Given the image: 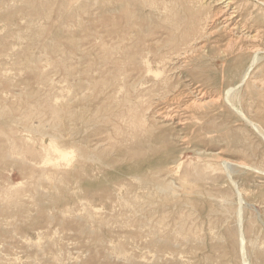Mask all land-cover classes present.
<instances>
[{
    "label": "rangeland",
    "instance_id": "obj_1",
    "mask_svg": "<svg viewBox=\"0 0 264 264\" xmlns=\"http://www.w3.org/2000/svg\"><path fill=\"white\" fill-rule=\"evenodd\" d=\"M179 1L0 0V264H264V0Z\"/></svg>",
    "mask_w": 264,
    "mask_h": 264
},
{
    "label": "bare ground",
    "instance_id": "obj_2",
    "mask_svg": "<svg viewBox=\"0 0 264 264\" xmlns=\"http://www.w3.org/2000/svg\"><path fill=\"white\" fill-rule=\"evenodd\" d=\"M78 1V0H77ZM98 0H96V2H97ZM177 1V0H176ZM179 1V0H178ZM184 2H188L189 3V5L191 6L190 7V10H191V14H189V18H187V27H190L191 29H189L190 30V32H189V30H187V32L186 33H183V35H182V37H180V38H182L183 40L184 39H186V38H189V39H191L192 37H194L195 36V33H193V30L194 31H198V29H195V21L198 19V12H195L194 10H193V7H195L194 6V1L195 0H183ZM182 1V2H183ZM111 2V1H110ZM136 2V1H135ZM152 2V1H151ZM161 2V1H160ZM180 2V1H179ZM203 2H204V0H203ZM259 2V1H258ZM74 3V2H73ZM80 3V2H79ZM107 3H108V0H107ZM120 3H122L121 1H120ZM132 3H134V2H132ZM209 3V2H208ZM217 5H219V10H218V13H216V16H217V14L220 16V17H222V16H224L223 17V20L225 21V27H227V28H229V29H235V28H237V26L236 25H234V26H232V27H230L231 26V24H232V22H233V20H234V18H235V16H236V13H237V11H236V7L232 10L231 8H232V6H234V0H217ZM240 3V2H239ZM248 3V2H247ZM260 3V2H259ZM101 4V3H100ZM99 4V5H100ZM157 4V3H156ZM163 4V3H162ZM165 4H168V1H167V3H165ZM172 4L174 5V3H173V1H172ZM171 4V5H172ZM181 4V3H180ZM249 4V3H248ZM261 4V3H260ZM103 5H105V4H103ZM114 5V4H113ZM128 5V4H127ZM153 5V4H152ZM158 5V4H157ZM170 5V4H169ZM182 5V4H181ZM206 5H208V4H206ZM243 5H245V4H243ZM117 6V5H116ZM132 6V5H131ZM130 6V7H131ZM158 6H160V5H158ZM175 6H176V4H175ZM213 6V5H212ZM240 6V5H239ZM246 6V5H245ZM101 7H102V5H101ZM120 7H121V5H120ZM155 7V6H154ZM198 7V6H197ZM218 7V6H217ZM255 7V6H254ZM158 8V7H157ZM175 8V7H174ZM179 9H180V7H179ZM178 9V10H179ZM239 9V8H238ZM255 9H256V7H255ZM258 9V8H257ZM136 10V9H135ZM163 10V9H162ZM175 10V9H174ZM177 10V9H176ZM177 10V11H178ZM252 10H254V8L252 9ZM111 11V10H110ZM118 11V10H117ZM137 11V10H136ZM159 11V10H158ZM157 11V12H158ZM164 11H165V8H164ZM168 11H169V9H168ZM257 11V10H256ZM262 11V10H261ZM264 11V10H263ZM162 12V11H161ZM201 12V11H200ZM212 12V11H211ZM252 12V11H251ZM208 13V12H207ZM255 13V12H254ZM173 14H175L174 12H173ZM178 14V13H177ZM264 14V13H263ZM145 15H146V13H145ZM172 15V14H171ZM204 15V14H203ZM207 15V14H206ZM215 15V14H214ZM7 16V15H6ZM135 16V15H134ZM155 16V15H154ZM143 17V16H142ZM146 17V16H145ZM206 16H204V18H205ZM239 17H240V15H239ZM245 17V16H244ZM250 17V16H249ZM249 17H247V18H249ZM256 17H258L257 15H256ZM151 18V17H150ZM173 18V17H172ZM200 18V17H199ZM208 18H209V15H208ZM216 18V17H215ZM10 19V18H9ZM151 19H153V18H151ZM206 20H207V18H205ZM127 20V19H126ZM132 20V19H131ZM157 20V19H156ZM171 20V19H170ZM214 20V19H213ZM212 20V18H211V21H213ZM246 20V19H245ZM252 20V19H251ZM257 20H258V18H257ZM256 20V21H257ZM134 21V20H133ZM154 21V20H153ZM220 21H221V19H220ZM145 22H147L146 20H145ZM165 22V21H164ZM234 22H235V20H234ZM123 23V22H122ZM154 23V22H153ZM124 24V23H123ZM130 24V23H129ZM133 24V23H132ZM197 24V23H196ZM199 24V23H198ZM254 24V23H253ZM151 25V24H150ZM149 25V26H150ZM153 25V24H152ZM127 26V25H126ZM205 26V25H204ZM213 26V25H212ZM220 26V25H219ZM179 27V26H178ZM201 27V26H200ZM2 28V27H1ZM150 28V27H149ZM202 28V27H201ZM224 28V27H223ZM140 29V28H139ZM180 29V28H179ZM243 29V28H242ZM1 30V29H0ZM3 30V29H2ZM151 30V29H150ZM230 30V31H231ZM148 31V30H147ZM176 31V30H175ZM203 31V30H202ZM207 31V30H206ZM236 31V30H235ZM239 31V30H238ZM211 32V31H210ZM232 32V31H231ZM254 32V31H253ZM193 33V34H192ZM242 33V32H241ZM246 33V32H245ZM250 33V32H249ZM258 33V32H257ZM207 34V33H206ZM226 34V33H225ZM229 34V33H228ZM256 34V33H255ZM165 35V34H164ZM235 35V34H234ZM241 35V34H240ZM129 37V36H128ZM167 37V36H166ZM217 37H219V36H217ZM224 38V37H223ZM226 38V37H225ZM228 38V37H227ZM232 38V37H231ZM247 39H248V37H247ZM251 39V38H250ZM253 39V38H252ZM255 39V38H254ZM226 40V39H225ZM124 41V40H123ZM129 41H130V39H129ZM215 41V40H214ZM228 41V40H227ZM237 41H238V39H237ZM172 42V41H171ZM157 43H159V42H157ZM193 43V42H192ZM218 43V42H217ZM227 43V42H226ZM248 43V42H247ZM211 44V43H210ZM209 44V45H210ZM213 44V43H212ZM220 44H221V42H220ZM236 44V41H234L233 39L232 40H230V42L228 43V45L227 46H233V45H235ZM240 44V43H239ZM139 45V44H138ZM237 45V44H236ZM162 46V45H161ZM226 46V47H227ZM239 46V45H238ZM242 48V47H241ZM120 49V48H119ZM157 49V48H156ZM228 49H230V48H228ZM204 50V49H203ZM236 50V49H235ZM251 50V49H250ZM193 51V50H192ZM145 52V51H144ZM150 52V51H149ZM187 52V51H186ZM221 52V51H220ZM116 54H117V52H116ZM150 53H148V55H149ZM128 55V54H127ZM144 55V54H143ZM147 55V56H148ZM254 57V56H253ZM146 59H148V58H146ZM146 59H144V60H146ZM168 59V58H167ZM167 59H165L166 61H167ZM119 60V59H118ZM160 61V60H159ZM147 62H149V61H147ZM150 63V62H149ZM157 63V62H156ZM122 64V63H121ZM143 64V63H142ZM144 65V64H143ZM157 65H159V64H156V66ZM146 66V65H145ZM151 67V66H150ZM147 68H149V66L147 65ZM157 68V67H156ZM137 69H139V68H137ZM151 69V68H150ZM259 69V68H258ZM140 70V69H139ZM154 70V69H153ZM153 70H151V71H153ZM157 71V70H156ZM158 71H160V70H158ZM264 71V70H263ZM9 72V71H8ZM147 72V71H146ZM142 73V72H141ZM158 73V72H157ZM163 73V72H162ZM165 73V72H164ZM262 73V72H261ZM144 74H146V73H144ZM165 75V74H164ZM261 75V74H260ZM160 76V75H159ZM167 79H169V78H167ZM253 79V78H252ZM256 79V78H255ZM170 80V79H169ZM158 81V80H157ZM251 81H253V80H251ZM255 81H257V80H255ZM262 81V80H261ZM258 82V81H257ZM256 82V83H257ZM143 83H144V81H143ZM164 83L165 82H163V85H164ZM168 83V82H167ZM250 84V83H249ZM145 85V84H144ZM178 85V84H177ZM251 85V84H250ZM68 86V85H67ZM142 86V85H141ZM165 86V85H164ZM201 86V85H200ZM145 87V86H144ZM154 87V86H153ZM173 87V86H172ZM176 87V86H175ZM203 87V86H202ZM210 87V86H209ZM250 87V86H249ZM120 88V87H119ZM122 88V87H121ZM208 88V87H207ZM262 88V87H261ZM167 89V88H166ZM198 89V88H197ZM253 89H254V87H253ZM63 90V89H62ZM164 90V89H163ZM264 90V89H263ZM166 91V90H165ZM172 91V90H171ZM185 91V90H184ZM64 92H65V90H64ZM167 92V91H166ZM177 92V91H176ZM204 92V91H203ZM209 92V91H208ZM68 93H69V91H68ZM167 93H169V92H167ZM171 93V92H170ZM173 93V92H172ZM162 94H164V93H162ZM175 94V93H174ZM161 95V94H160ZM178 95V94H177ZM203 95V94H202ZM162 96V95H161ZM180 96V95H179ZM214 96V95H213ZM139 97V96H138ZM143 97V96H142ZM155 97V96H154ZM168 97V96H167ZM56 98V97H55ZM141 98V97H140ZM179 98H181V97H179ZM137 99V98H136ZM145 99V98H144ZM167 99V98H166ZM194 99V98H193ZM142 101H143V99H141ZM169 100V99H168ZM174 100H175V98H174ZM173 100V101H174ZM178 100V99H177ZM180 100V99H179ZM59 101V100H58ZM138 101H139V99H138ZM171 101H172V99H171ZM204 101V100H203ZM208 101H209V99H208ZM56 102V101H55ZM125 102V101H124ZM129 102V101H128ZM127 102V103H128ZM155 102V101H154ZM169 102H170V100H169ZM192 102V101H191ZM199 102V101H198ZM205 102H207V101H205ZM204 102V103H205ZM151 103V102H150ZM182 103V102H181ZM184 103V102H183ZM135 104V103H134ZM138 104V103H137ZM140 104V103H139ZM189 104V103H188ZM187 104V105H188ZM199 104H200V102H199ZM128 105V104H127ZM136 105V104H135ZM157 105V104H156ZM190 105V104H189ZM201 105V104H200ZM150 106V105H149ZM159 106V105H158ZM162 106V105H161ZM179 106V105H178ZM186 106V105H185ZM194 106V105H193ZM136 107V106H135ZM188 107V106H187ZM81 108H83V107H81ZM88 108V107H87ZM138 108V107H137ZM152 108V107H151ZM195 108V107H194ZM207 108V107H206ZM190 109V108H189ZM197 109V108H196ZM135 110V109H134ZM133 110V111H134ZM192 110H193V108H192ZM195 110V109H194ZM204 110V109H203ZM206 110V109H205ZM132 111V110H131ZM146 111H147V109H146ZM159 111V110H158ZM136 112V111H135ZM162 112V111H161ZM203 112V111H202ZM124 113V112H123ZM134 113V112H133ZM137 113V112H136ZM135 113V114H136ZM144 113V112H143ZM190 113V112H189ZM208 113V112H207ZM130 114V113H129ZM159 114V113H158ZM192 114V113H191ZM194 114V113H193ZM202 114H204V113H202ZM133 115V114H132ZM173 115H174V113H173ZM180 115V114H179ZM130 116V115H129ZM192 116V115H191ZM200 116V115H199ZM204 116V115H203ZM141 117V116H140ZM161 117V116H160ZM163 117H166V116H163ZM170 117V116H169ZM198 117V116H197ZM121 118V117H120ZM125 118V117H124ZM127 118V117H126ZM149 118V117H148ZM162 118V117H161ZM196 118V117H195ZM129 119V118H128ZM191 119V118H190ZM121 120V119H120ZM133 120V119H132ZM131 120V121H132ZM171 120V119H170ZM186 120V119H185ZM198 120V119H197ZM197 120H194V121H197ZM123 121V120H122ZM128 120H126V122H127ZM178 121H180V120H178ZM192 121V120H191ZM135 122V121H134ZM139 122V121H138ZM169 122V121H168ZM172 122V121H171ZM184 122V121H183ZM128 123H130V122H128ZM146 123V121L144 122H142V124L144 125ZM182 123V122H181ZM197 123H198V121H197ZM197 123H196V126H197V128H198V125H197ZM200 123H202V121L200 122ZM126 124V123H125ZM132 124H133V122H132ZM149 124H151V123H149ZM165 124V123H164ZM137 125V124H136ZM171 125H172V123H171ZM128 126V125H127ZM134 126V125H133ZM133 126H132V128H133ZM146 126H149V125H147L146 124ZM162 126H163V124H162ZM182 126V125H181ZM196 126H194V127H196ZM135 127V126H134ZM144 127V126H143ZM142 127V128H143ZM161 127V126H160ZM159 127V128H160ZM200 127H201V124H200ZM130 128V127H129ZM146 128V127H145ZM149 128V127H148ZM179 128V127H178ZM180 129V128H179ZM179 129H177V130H179ZM122 130V129H121ZM133 130V129H132ZM135 130V129H134ZM144 130V129H143ZM152 130H153V128H152ZM176 130V129H175ZM198 130H200L199 128H198ZM105 131V130H104ZM107 131V130H106ZM119 131V130H118ZM147 131V130H146ZM149 131H151V130H149ZM203 131V130H202ZM180 132V131H179ZM194 132V131H193ZM192 132V133H193ZM201 132V131H200ZM83 133V132H82ZM90 134V133H89ZM93 134V133H92ZM118 134V133H117ZM121 134V133H120ZM70 135V134H69ZM181 135V134H180ZM67 136V135H66ZM96 136V135H95ZM101 136V135H100ZM131 136V135H130ZM151 136V135H150ZM173 135L171 134V137H172ZM56 137V136H55ZM65 137V136H64ZM63 137V138H64ZM72 137V136H71ZM105 137V136H104ZM128 137V136H127ZM133 137V136H132ZM180 137V136H179ZM67 138V137H66ZM65 138V139H66ZM69 138V137H68ZM75 138V137H74ZM100 138V137H99ZM98 138V139H99ZM143 138V137H142ZM185 138V137H184ZM183 138V139H184ZM54 139H56V138H54ZM60 139V138H59ZM91 139V138H90ZM97 139V140H98ZM127 139V138H126ZM129 139V138H128ZM26 140H28V139H26ZM30 140V139H29ZM80 140H82V139H80ZM94 140V139H93ZM96 140V139H95ZM105 140V139H104ZM147 140V139H146ZM151 140V139H150ZM169 140V139H168ZM55 140H53V142H54ZM73 141V140H72ZM100 141V140H99ZM132 141V140H131ZM171 141H175V140H171ZM61 142V141H60ZM90 142H92V141H90ZM168 142V141H167ZM51 143V142H50ZM57 142H55V144H56ZM76 143V142H75ZM79 143V142H78ZM147 143V142H146ZM166 143V142H165ZM175 143V142H174ZM180 143V142H179ZM178 143V144H179ZM177 143H176V145H178ZM154 145V144H153ZM152 145V146H153ZM167 145V144H166ZM175 145V146H176ZM182 145V144H181ZM181 145H179V146H181ZM187 145V144H186ZM50 146H52V148L56 151V154L58 153V155H59V157L61 158V159H64V161L66 160V162H71V159H72V151L73 150H75V149H71V150H65V148L64 149H61V148H59V147H57L58 146V144H57V146H55V145H53V144H51ZM71 146V145H70ZM94 146H95V144H94ZM64 147V146H63ZM68 147H69V145H68ZM96 147V146H95ZM184 147V146H183ZM40 148H42V147H40ZM44 148V147H43ZM180 148V147H179ZM178 148V149H179ZM190 148V147H189ZM45 149V148H44ZM68 149V148H67ZM181 149V148H180ZM179 149V150H180ZM183 150V149H182ZM185 150H186V148H185ZM48 151V150H47ZM25 152H26V150H25ZM166 152V151H165ZM45 153V152H44ZM74 153H75V151H74ZM164 153V152H163ZM162 153V154H163ZM216 153V152H215ZM160 154H161V152H160ZM42 155V154H41ZM47 155V154H46ZM44 156V155H43ZM74 157V156H73ZM84 157V156H83ZM82 157V158H83ZM156 157V156H155ZM223 157V156H222ZM49 158H50V156H49ZM84 158H86V157H84ZM83 158V159H84ZM172 158V159H171ZM209 158V157H208ZM212 158V157H211ZM210 158V159H211ZM224 158V157H223ZM46 159H47V157H46ZM173 160V156L171 155V153L170 152H168L167 151V153H165V154H163L162 155V158H161V161H167V160ZM225 159V158H224ZM223 159V160H224ZM56 160H58V159H56ZM56 160H54V161H56ZM72 160H74V159H72ZM76 160V159H75ZM134 160V159H133ZM175 158H174V162H175ZM48 161V160H47ZM57 162V161H56ZM73 162V161H72ZM207 162V161H206ZM45 163V162H44ZM59 163V162H58ZM67 163V164H68ZM73 163H75V162H73ZM78 163V162H77ZM166 163V162H165ZM57 164V163H56ZM72 164V163H71ZM76 164V163H75ZM172 164V163H171ZM207 164V163H206ZM53 165H54V163H53ZM53 165H51V166H53ZM69 165H70V163H69ZM176 165V164H175ZM211 165V164H210ZM213 165H214V162H213ZM213 165H212V167H213ZM60 166V165H59ZM75 166V165H74ZM209 166V165H208ZM215 166H216V164H215ZM218 166V165H217ZM53 167H57V166H53ZM76 167V166H75ZM75 167H73V168H75ZM78 167V166H77ZM76 167V168H77ZM97 167V166H96ZM134 167V166H133ZM167 167H168V165H167ZM58 168V167H57ZM63 168V167H62ZM66 168V167H65ZM72 168V167H71ZM85 168V167H84ZM176 168V167H175ZM208 168V167H207ZM68 169V168H67ZM70 169V168H69ZM90 169V168H89ZM128 169H129V167H128ZM156 170V169H155ZM159 170H161V169H159ZM158 170V171H159ZM166 170V169H165ZM215 170V169H214ZM217 170V169H216ZM66 171V170H65ZM71 171H73V170H71ZM169 171V170H168ZM63 172H64V170H63ZM165 172V171H164ZM44 173H45V171H44ZM43 173V174H44ZM168 173V172H167ZM264 173V172H263ZM75 174V173H74ZM172 174V173H171ZM174 174V173H173ZM47 177H48V175L47 174H45ZM57 175V174H56ZM41 176H42V174H41ZM55 178V177H54ZM45 179V178H44ZM47 180V179H46ZM51 180V179H50ZM73 180V179H72ZM52 181V180H51ZM182 181H184V180H182ZM186 183V182H185ZM185 183H183L184 185H185ZM103 184V183H102ZM184 185H182V186H184ZM186 186V185H185ZM122 187V186H121ZM98 188V187H97ZM181 188V187H180ZM144 190V189H143ZM144 191H146V190H144ZM174 191V190H173ZM175 192V191H174ZM17 194V193H16ZM80 198V197H79ZM217 200V199H216ZM79 201H81V200H79ZM88 201V200H87ZM92 202V201H91ZM80 203H82V202H80ZM85 203V202H84ZM90 203V202H89ZM91 204V203H90ZM81 205H83V204H81ZM89 205V204H88ZM92 205V204H91ZM87 206V205H86ZM94 206V205H93ZM95 207V206H94ZM84 208V207H83ZM91 208H92V206H91ZM96 208V207H95ZM85 212V211H84ZM98 214V213H97ZM87 215V214H86ZM92 217V216H91ZM95 218H96V216H95Z\"/></svg>",
    "mask_w": 264,
    "mask_h": 264
}]
</instances>
